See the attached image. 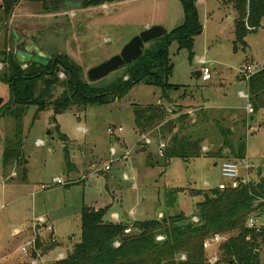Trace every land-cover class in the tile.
I'll use <instances>...</instances> for the list:
<instances>
[{
    "label": "rangeland",
    "instance_id": "374dc122",
    "mask_svg": "<svg viewBox=\"0 0 264 264\" xmlns=\"http://www.w3.org/2000/svg\"><path fill=\"white\" fill-rule=\"evenodd\" d=\"M78 2L73 0L71 4L78 5ZM196 10L202 29L191 53L179 48L177 41H171L167 48L172 66L167 81L176 90L163 94L159 88L141 83L107 105L71 106L60 115H54L52 107L41 112L35 106L25 108L19 138L21 158L27 161L26 179L22 180L21 173L25 166L9 165L2 170L0 158V264H31L33 260L39 264H57V256L60 253L66 256L80 241L83 206L98 210L110 205L109 212L119 215L120 220L128 218L123 223L130 230L134 221L180 212L190 216L200 199L190 196L189 190L209 191L226 182L220 170L224 161L240 164V174H247L251 183L258 180L259 174L264 175V109L248 115L246 100L239 96L247 94L240 68L264 66V23L262 28L246 35L243 45L235 44L237 15L230 0H199ZM230 19H234L233 23ZM182 23L181 0H126L52 13L39 5L22 2L7 24L0 25V73L5 69L1 61L3 52L12 54L23 67L27 65L26 57L21 61L24 53L44 55L35 45L44 32L62 34L70 25L64 54L80 68L81 77L86 80L88 70L118 55L146 29L161 27L167 35ZM198 59H203L210 68L212 78L208 82H202L194 74L202 68ZM124 71L121 68L94 85L106 88L117 82ZM62 91L61 86L54 88L53 98L59 97ZM11 95L9 86L0 80L3 105L11 100ZM158 101L166 111L167 120L180 129V135L201 141L200 158L188 163L176 158L167 167L160 165L161 157L154 149L158 139L150 132V135H139L134 126L135 108L160 105ZM182 116L185 118L180 123ZM110 128H121L122 132L112 136L108 134ZM228 130L233 133L234 151L236 142L245 145L242 160L235 158L229 148L221 149L222 132ZM14 133L11 115L0 116V154L5 141L12 139ZM145 139L150 141L149 145ZM38 141L43 144L38 146ZM112 148L116 156L111 158ZM66 149L74 171L67 168ZM127 151L129 157L117 162ZM243 160L247 161V170ZM108 164L109 172L99 170ZM55 178L72 184L55 185ZM39 218L45 219L53 231L42 229L35 234L32 226ZM34 235L40 244L37 253L28 247L29 252L23 254L21 248ZM219 246L212 245L206 251L207 264L220 260ZM259 254L260 264H264V243Z\"/></svg>",
    "mask_w": 264,
    "mask_h": 264
},
{
    "label": "trees",
    "instance_id": "16d2710c",
    "mask_svg": "<svg viewBox=\"0 0 264 264\" xmlns=\"http://www.w3.org/2000/svg\"><path fill=\"white\" fill-rule=\"evenodd\" d=\"M122 1L126 0H79L78 5H73V0H0V25L7 24L14 9L22 2L39 5L45 12L52 13L75 9L76 6L88 9ZM198 1L181 0L183 23L171 33L148 43L135 62L123 67L124 75L106 88H98L83 80L80 68L65 54L58 56L54 66L52 62L39 67L32 63L22 69L12 54L6 55L3 52L1 61L5 69L0 73V80L9 86L12 95L11 100L0 107V116L11 115L15 133L12 139L5 141L4 150L0 154L2 170L9 165L18 168L25 166L21 173L22 180L26 179L27 161L21 158L22 143L19 136L21 117L29 106H35L37 112L52 107L54 115H60L71 106L107 105L141 83L159 88L163 94L176 90L177 87L167 81L172 69L167 48L171 41H177L179 48L191 53L194 40L202 29L196 10ZM230 2L237 15L234 20L235 44L243 45L246 35L261 27L264 0ZM60 73L64 75L63 80L59 78ZM124 77L127 78L124 80ZM40 85L41 89L38 90ZM59 86L63 91L59 97L53 98L52 90ZM247 90L253 113L264 109V69L251 76ZM184 118H180V123ZM134 126L139 135L153 131L154 137L165 141L160 164L162 167H167L172 159L178 158L188 163L203 155L201 141L180 135V129L176 128L174 122L167 120L161 104L136 107ZM221 136V149L229 148L235 158L242 160L245 157V145L236 142L234 151L231 145L232 131L222 132ZM60 138L66 140L61 134ZM204 156L213 157L207 154ZM65 161L69 169L71 164L67 149ZM189 195L200 199L195 203L190 216L180 212L172 216L164 214L159 219L134 221L128 233V226L123 222L113 223L106 219L109 207L96 210L83 206L80 214V241L57 264H207V250L203 248V243L213 235L229 236L218 247L221 257L216 264H260V252L255 250L260 251L264 243V231L256 234L248 230L245 224L251 216L264 215V203L260 202L264 201V175L259 174L256 182L241 185L237 189L189 190ZM194 217L197 223L192 221ZM186 222L188 226L178 227ZM158 237L162 240L158 241ZM36 243L40 246L38 240ZM182 256L184 260H181Z\"/></svg>",
    "mask_w": 264,
    "mask_h": 264
},
{
    "label": "built area",
    "instance_id": "2783aa9c",
    "mask_svg": "<svg viewBox=\"0 0 264 264\" xmlns=\"http://www.w3.org/2000/svg\"><path fill=\"white\" fill-rule=\"evenodd\" d=\"M199 64L202 65V68L200 70V79L202 82H208L211 80V71H210V68L206 66V63L204 62V60H200L199 61ZM26 66H23V68H25ZM262 69H264V66L262 67H256V66H252V65H248V66H245L241 71H243V77H242V80H245L246 84L248 85V81L249 79L251 78V76H253L254 74H256L257 72L261 71ZM64 77L63 74H60L59 75V78L62 79ZM240 98L246 100V107H245V110H246V113L248 115H251L253 114V109H252V106L250 104V99H249V93H248V90H247V94H244V93H240L239 94ZM169 113H171L170 111H168ZM122 132V129L121 128H110L108 129V134L109 135H112V136H116L118 134H120ZM151 134L153 132H150ZM149 134V133H148ZM146 135V134H145ZM150 135V134H149ZM157 146H156V150H157V153H158V156L159 157H162L163 156V150L166 146V143L162 140H160L159 138H157ZM145 143H147L148 145L150 144V141H148L147 139H145L144 141ZM43 143L41 141H38L37 142V145L38 146H41ZM203 152L206 151L205 148L202 149ZM110 157H115L116 156V151L115 149H111L110 150ZM129 152H125L122 156H120L118 159H117V162L119 161H123V160H126L128 157H129ZM110 163H113V161H111ZM242 164L245 168V170H247L249 167L247 166V161L246 160H243L242 161ZM101 172H109L110 171V164L108 165H105L104 167H102L101 169H99ZM221 175L222 177L226 180V182L222 183V184H219L217 186V188L219 190H224L226 188H231V189H237L238 187H240L241 185H246V184H249L251 183V180L249 178V176L246 174L245 176L241 175L240 174V164H237L235 162H230V161H225L221 164ZM98 171V170H97ZM124 180L128 181L129 179L127 178V176L125 175L124 176ZM53 183L55 185H58V186H69L71 185L72 183L71 182H64L63 180H61L60 178H55L53 180ZM132 188L135 189V185L134 184H131ZM262 203H264V201H260ZM192 221L194 223H197L198 220L197 218H193ZM245 227L248 229V230H251V231H254L256 234H259L261 233L262 231H264V215H261V216H251L249 217L247 220H246V224H245ZM32 228H34V233L37 234L38 232H40V230L44 229L46 230L47 232H52V227L49 226L47 224V221L43 218H39L37 220L34 221L33 223V226ZM17 232V231H15ZM130 232V230H127L126 233ZM18 233V232H17ZM249 238H247L248 240ZM158 241L162 240L161 237H158L157 238ZM226 241V236H221V235H213L211 236L210 238L206 239L205 242L203 243V248L205 250H208L212 245H215V246H218V245H221L223 242ZM37 237L36 235H34L33 239L30 240V241H27L24 246L21 248V252L23 254H27L29 251H28V247H31L30 248V251H34L37 253ZM118 244L116 243L115 246H117ZM255 252H260V251H257L255 250ZM38 257L37 258H41L40 255H37ZM183 257V260L185 259L184 256ZM181 257V258H182ZM36 258V259H37ZM65 259V256L63 254H59L57 256V262H60L62 260ZM218 262V261H217ZM31 264H39L37 260H33L31 262ZM42 264V262L40 263Z\"/></svg>",
    "mask_w": 264,
    "mask_h": 264
},
{
    "label": "water",
    "instance_id": "95a60500",
    "mask_svg": "<svg viewBox=\"0 0 264 264\" xmlns=\"http://www.w3.org/2000/svg\"><path fill=\"white\" fill-rule=\"evenodd\" d=\"M70 30V32H69ZM71 33V26L68 25L65 32L61 35H55L53 33H46L42 39L39 41L38 46L42 52L46 53L48 58L55 55L56 52L59 54H64L66 49V37ZM166 35V31L161 27H152L146 29L137 37L133 38L129 43H127L121 52L107 60L106 62L100 64L87 71L86 80L89 84H94L110 74L116 72L117 70L130 65L135 62L142 54L145 46L161 37ZM196 78H200V72L196 71ZM4 100L0 98V107L3 105ZM189 223L179 224L178 227L188 226Z\"/></svg>",
    "mask_w": 264,
    "mask_h": 264
},
{
    "label": "flooded vegetation",
    "instance_id": "af4514ba",
    "mask_svg": "<svg viewBox=\"0 0 264 264\" xmlns=\"http://www.w3.org/2000/svg\"><path fill=\"white\" fill-rule=\"evenodd\" d=\"M66 30V29H65ZM65 30H64V32H65ZM63 32V33H64ZM46 33H53V34H55V35H61V34H56V33H54V32H44L42 35H41V37H40V39L39 40H37V42L35 43V45L38 47V49L40 50V52H42V50L39 48V46H38V43H39V41L42 39V37L46 34ZM62 33V34H63ZM34 45V44H33ZM34 45V46H35ZM28 49H30V48H28ZM44 53V52H43ZM60 55H63V54H59L58 52H56L55 53V55L53 56V57H51V58H48V56H47V54L46 53H44V55H42L41 53H37V54H32V55H30V52H27V53H24V56H22L21 57V61H25V62H27V65H23V66H29L30 64H35V66L36 67H39L40 65H42V66H45V65H47L48 63H50V62H52V66H54V64L56 63V61H57V58H58V56H60ZM24 57H26V59L24 60ZM27 57L29 58V60H27ZM37 59H39V60H44V62H38L37 61ZM25 67V68H26ZM25 68H23L22 67V69H25Z\"/></svg>",
    "mask_w": 264,
    "mask_h": 264
},
{
    "label": "crops",
    "instance_id": "0c3cea01",
    "mask_svg": "<svg viewBox=\"0 0 264 264\" xmlns=\"http://www.w3.org/2000/svg\"><path fill=\"white\" fill-rule=\"evenodd\" d=\"M202 1H200L199 3H201ZM198 3V4H199ZM233 20L234 19H230V21H232V23H233ZM262 23H264V18H263V20H262V22H261V26H263V24ZM262 28V27H261ZM199 60V59H198ZM201 60H203V59H201ZM200 61V60H199ZM198 61V62H199ZM251 61L252 62H254L253 61V59H251ZM201 65V64H200ZM208 64H206V66H207ZM202 66V65H201ZM247 66V65H246ZM207 67H209V66H207ZM214 67V66H213ZM243 68H240V71L242 70ZM201 70V69H200ZM200 70H199V72H200ZM184 102H185V99L183 100V105H184ZM158 103H161V102H159L158 101ZM161 105H162V103H161ZM252 115V114H251ZM117 139V141H119V138H116ZM154 149H156V147H154ZM142 153V152H141ZM225 162V161H224ZM223 163V162H222ZM94 167V166H93ZM149 168H153L152 166L151 167H149ZM74 170H76L75 168H74V166L71 164V166L69 167V171H74ZM125 176V175H124ZM126 181V180H125ZM107 192L109 193L110 191H109V189H108V187H107ZM110 194H111V192L109 193V196H110ZM112 197V196H111ZM115 203H117L118 202V199H112ZM119 202H120V200H119ZM110 206V205H109ZM109 206H107V207H109ZM106 207V206H105ZM104 208V207H103ZM95 209H97V208H95ZM101 209V208H100ZM109 212V211H108ZM106 219L108 220V221H111V222H113V223H120V222H127L128 220V218H126V219H124V218H122L121 220H120V217H119V215H117L116 213H114V212H109V214L106 216ZM159 219V218H158ZM143 221V220H142ZM15 231H17V230H15ZM53 231V230H52ZM18 232V231H17ZM17 232H14L15 234L17 233ZM53 242H55V240L53 241ZM69 248V246H66V249H68ZM61 254V253H60Z\"/></svg>",
    "mask_w": 264,
    "mask_h": 264
}]
</instances>
